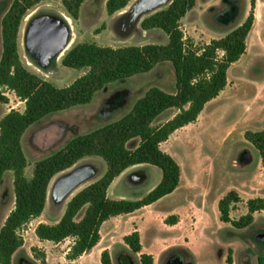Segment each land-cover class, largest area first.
I'll return each instance as SVG.
<instances>
[{
  "label": "rangeland",
  "instance_id": "obj_1",
  "mask_svg": "<svg viewBox=\"0 0 264 264\" xmlns=\"http://www.w3.org/2000/svg\"><path fill=\"white\" fill-rule=\"evenodd\" d=\"M12 1L0 0V59L3 51L2 18ZM106 3L107 0H86L78 20L68 14L59 0L43 1L30 9L26 17L32 15L24 18L19 33L23 64L58 87L71 84L85 73L84 70L63 66V57L58 59L56 53L43 56L44 50L48 51L52 45L71 37L69 32L48 40L44 38L46 32L56 27L55 18L63 19L61 14L72 19L71 32L75 35L72 46L80 42L112 47L168 42V35L163 30L141 27L143 18L156 11L130 25L123 12L109 15ZM132 3L134 0L129 4ZM251 9L252 0H197L194 8L180 22L184 38L188 45L200 49L243 23ZM254 11L256 19L247 39V51L230 66L225 89L207 103L197 121L180 128L162 148L181 165L182 185L174 194L159 201L154 210L171 212L185 204L181 210L183 223L169 225L163 220V215H158L155 225L146 217L151 210L134 215L142 224L144 251L154 255L155 264H258V258L264 256V233L260 230H264V218L260 216L256 224L241 233L230 223L219 220L217 207L218 199L230 190L241 195V201L232 206L234 217L244 207L247 208L249 199L264 197V169L260 165L256 170L260 153L245 138L247 130H264V0H256ZM45 58L48 59L47 64L43 63ZM151 87L176 92V76L170 61L158 63L149 72L112 82L90 103L52 113L31 125L22 137L28 160L26 175L31 177L37 161L60 150L72 138L122 118ZM4 91L8 102H0V120L12 109L25 110V102L13 90L5 88ZM176 112L175 108L168 109L154 124L164 122ZM138 144L139 139L136 138L127 146L134 149ZM85 163L93 165L94 173L88 171V174L92 173L90 180L81 189L97 180L107 169V163L98 156L83 158L71 169ZM63 173L53 179L41 216L21 231L24 244L13 255V264H41L42 257L50 264L70 262L67 254L71 238L60 243L41 241L34 231L36 223L55 224L64 214L70 197H60L52 190ZM161 178L162 170L149 165L143 174L136 179L131 175L127 181L137 180L134 189L143 192ZM14 206V174L7 171L0 190V229ZM167 215L166 218L174 214ZM135 218L127 216L126 221ZM113 224V227H110L112 223L105 226L103 242L91 253L76 259L75 264H101L97 253L107 246L112 251L113 264H140L138 254L121 246L127 230L123 227L124 222ZM106 241L107 245L104 244ZM229 254L232 260L227 263Z\"/></svg>",
  "mask_w": 264,
  "mask_h": 264
},
{
  "label": "trees",
  "instance_id": "obj_2",
  "mask_svg": "<svg viewBox=\"0 0 264 264\" xmlns=\"http://www.w3.org/2000/svg\"><path fill=\"white\" fill-rule=\"evenodd\" d=\"M43 1L13 0L2 18L3 51L0 59V102H8L4 89L13 90L24 102L23 112L12 109L0 120V190L4 174H14L15 206L0 229V264H13V255L23 246L21 231L43 213L49 196V186L55 175L79 160L101 157L107 163L105 173L87 185L68 201L64 214L55 224L40 222L35 233L41 241L60 243L72 239L68 264L91 250L101 240V226L111 217L134 212L172 193L181 182L179 162L161 144L178 129L199 118L207 103L217 98L228 84V70L247 51V39L255 23V4L243 23L221 38L212 39L200 49L186 42L181 20L194 8L197 0H172L160 10L143 18L145 30L159 28L168 35L166 44L101 46L80 42L62 58V65L84 70L71 84L58 87L28 69L19 50V33L28 11ZM68 14L78 20L86 0H59ZM132 0H107L109 15L122 11ZM170 61L176 76V92L169 93L151 87L132 109L117 121L89 133L72 138L63 148L37 161L33 174L25 173L28 160L22 146L27 129L44 117L78 105L90 103L108 84L149 72L158 63ZM177 112L165 122L154 124L166 110ZM139 144L130 149L133 139ZM245 138L260 153L264 164V130H247ZM151 164L162 170L160 182L140 199H113L108 195L112 182L125 170L137 164ZM241 201L236 190H230L218 203L220 219L238 228L254 221L257 211H264V197L247 201L248 211L239 219L231 218L232 206ZM83 212L82 216L79 215ZM176 215L165 223L174 225ZM129 250L138 254L140 264H154L153 254L143 252L141 236L135 230L123 238ZM229 254L227 262H231ZM101 264H113L108 249L100 257ZM41 264H50L45 257ZM264 264V256L258 258Z\"/></svg>",
  "mask_w": 264,
  "mask_h": 264
},
{
  "label": "crops",
  "instance_id": "obj_3",
  "mask_svg": "<svg viewBox=\"0 0 264 264\" xmlns=\"http://www.w3.org/2000/svg\"><path fill=\"white\" fill-rule=\"evenodd\" d=\"M207 105V104H206ZM206 107V106H205ZM204 110H205V108H204ZM203 110V111H204ZM167 111V110H166ZM165 111V112H166ZM203 111H202V113H203ZM165 112H163L162 114H164ZM201 113V114H202ZM161 114V115H162ZM201 114H200V116H201ZM160 115V116H161ZM174 115V114H173ZM199 116V117H200ZM171 117H173V116H171ZM170 117V118H171ZM170 118H168V119H170ZM167 119V120H168ZM166 121V120H165ZM164 121V122H165ZM183 128V127H182ZM178 130H180V129H178ZM178 130H176L171 136H170V138L176 133V132H178ZM170 138L168 139V140H170ZM168 140L166 141V142H168ZM166 142H164V143H162L161 144V147L163 148V146H164V144H166ZM260 163H259V165H258V167H256V170H258V168H259V166L260 167H262L263 169H264V164H261V159H260V161H259ZM149 165H151V164H146V163H143V164H137V165H134V166H132V167H130V168H128L127 170H125L122 174H120L113 182H112V184L110 185V187H109V189H108V195H109V197H111V198H113V199H140V198H142L143 196H145L149 191H151L160 181H158V182H156V183H154L153 185H151L150 187H148L146 190H144L143 192H141V191H137L136 189H134V186H135V182L137 181V180H132V181H130V182H128L127 180H129V177L131 176V175H134V177H135V179L139 176V175H141V174H143L144 173V169L145 168H147ZM5 175V174H4ZM181 185H182V175H181V182H180V185L172 192V193H170V194H168V195H172V194H174L177 190H178V188H180L181 187ZM238 192V191H237ZM239 194V193H238ZM168 195H166V196H168ZM166 196H164V197H162L161 199H159V200H157L156 202H154V203H152V204H150V205H147V206H144V207H142V208H140V209H138V210H136V211H134V212H131V213H128V214H121V215H118V216H114V217H111L110 219H108L107 221H105L104 223H103V225L101 226V230H100V233H101V240L99 241V243L91 250V252L93 251V250H95L102 242H103V240H104V231H105V226L106 225H109V224H111L112 223V225H110V227H113V222H117V221H123L124 222V224H123V227H125V228H127V230H126V232L124 233V235H123V238H124V236L125 235H127V234H129V233H131V232H133V231H135V230H138L139 232H140V236H141V243H142V240H143V230H142V224H141V222H139V220L138 219H136L135 217H134V215H136V214H138V212H141V211H144V210H151L150 212H148V213H146V217H147V220L149 219V220H151L152 221V223L153 224H155L156 225V219H155V217H157L158 215H163V220H165V218L168 216L167 214L168 213H172L173 212V214L174 215H176L177 216V218H178V222L176 223V224H174L173 226H179V225H181L182 223H183V216L181 215V210L185 207V204L184 205H181V206H178L175 210H173V211H161V210H154V207L156 206V204L159 202V201H161L163 198H165ZM224 196V195H223ZM222 196V197H223ZM239 196L241 197V195L239 194ZM222 197H220L219 199H218V201H217V207H218V203H219V201H220V199L222 198ZM247 211H248V208H246V207H244V209H243V211L240 213V214H238V215H236L235 217L233 216V214H232V212H234V210H233V208H232V210H231V218L232 219H239L242 215H245L246 213H247ZM127 216H133V218H135V219H133V221H126V218H127ZM261 216V218H264V211H257V212H255V214H254V221H253V223L251 224V225H249V226H247V227H245V228H238V227H235L236 229H238L239 231H241V233L244 231V230H246V229H248V228H250L251 226H253L254 224H256V222L258 221V218ZM218 217H219V220L221 221V219H220V212H219V208H218ZM7 218V217H6ZM221 222H223V221H221ZM39 223V222H38ZM38 223H36V225L38 224ZM224 223H230V222H224ZM167 224V223H166ZM231 224V223H230ZM36 225H35V227H34V231H35V228H36ZM232 225V224H231ZM233 226V225H232ZM109 227V228H110ZM261 231H262V233H264V230L261 228L260 229ZM240 233V234H241ZM262 233H260V234H262ZM36 234V233H35ZM37 236V235H36ZM122 238V239H123ZM158 237H156V239H157ZM52 242V241H51ZM105 245H107L108 244V241H106V243H104ZM156 244V243H155ZM121 246H123V248H125V249H128L129 250V248H128V246H127V244H125V242H124V240H122V243H121ZM142 246H143V252H145L144 251V245H143V243H142ZM104 249H108L109 250V252H110V254H111V257L113 256L112 255V251H111V249H110V246H107V247H104L103 249H101V250H99L98 251V253H97V258L98 259H100V257H101V253H102V251L104 250ZM231 249L233 250V248L231 247ZM91 252H89V253H91ZM146 253H149V252H146ZM234 253V252H233ZM86 254H88V253H86ZM150 254H152V253H150ZM85 255V254H84ZM234 255V254H233ZM83 256V255H82ZM154 256V255H153ZM227 261V260H226ZM100 263H101V261H100ZM228 263V262H227ZM154 264H155V257H154Z\"/></svg>",
  "mask_w": 264,
  "mask_h": 264
},
{
  "label": "bare ground",
  "instance_id": "obj_4",
  "mask_svg": "<svg viewBox=\"0 0 264 264\" xmlns=\"http://www.w3.org/2000/svg\"><path fill=\"white\" fill-rule=\"evenodd\" d=\"M138 0H134V3L132 5H129L125 10L121 11L123 12V15L125 16V21L129 23L130 25L135 24L137 21H139L144 15H147L148 13H152L154 11H157L158 9L164 7L167 3L171 2V0H152L149 4H144L142 6L137 5ZM32 14H29L26 19H28ZM62 15L61 19H56L54 21L57 22L56 27L46 32V35L44 38L48 40L49 37L58 36V35H65L67 33H71V37L68 39V41L63 40L62 42H58L50 47V49L47 51L44 50L43 56L46 57L49 54L56 53L57 55L65 50H69L72 47V43L74 40V33L71 32L72 30V19L69 16H66L64 14ZM64 20V21H63ZM120 27V26H119ZM66 51V52H67ZM66 52L63 54V56L66 54ZM62 56V57H63ZM48 59L45 58L43 60L44 64H47ZM54 64V63H53ZM49 66V65H48ZM53 66V65H52ZM58 72V71H57ZM80 170L86 171L88 174L89 170H92L94 173L93 165L90 163H85L79 166ZM91 173V174H92ZM91 174H88L91 177ZM90 180V179H89ZM88 180V181H89ZM88 181L82 183L79 187H77L73 193L69 196L71 197L76 194L84 185L88 183ZM59 195V194H58ZM60 196V195H59ZM61 197V196H60Z\"/></svg>",
  "mask_w": 264,
  "mask_h": 264
},
{
  "label": "water",
  "instance_id": "obj_5",
  "mask_svg": "<svg viewBox=\"0 0 264 264\" xmlns=\"http://www.w3.org/2000/svg\"><path fill=\"white\" fill-rule=\"evenodd\" d=\"M150 2H152V0H138L137 5L142 6L144 4H149ZM126 8H124L123 10H125ZM68 39L69 38H67L65 41H68ZM72 167L60 172V173H62V172H65V173H63L60 177H58V179L53 184L52 190H53L54 194L57 193L61 197L67 198L73 193V191L77 187H79L82 183H84L90 179V176L87 174L86 171L80 170L79 167H77L75 169H71ZM67 170H69V171H67ZM55 176H54V178H55ZM53 179H52V181H53ZM52 181H51V183H52ZM51 183H50V186H51ZM50 186H49V189H50Z\"/></svg>",
  "mask_w": 264,
  "mask_h": 264
},
{
  "label": "flooded vegetation",
  "instance_id": "obj_6",
  "mask_svg": "<svg viewBox=\"0 0 264 264\" xmlns=\"http://www.w3.org/2000/svg\"><path fill=\"white\" fill-rule=\"evenodd\" d=\"M75 38V37H74ZM73 42H74V40H73ZM73 44V43H72ZM67 50H65V51H63V52H61V53H59L58 55H57V58L58 59H61L62 58V56H63V54L66 52Z\"/></svg>",
  "mask_w": 264,
  "mask_h": 264
}]
</instances>
